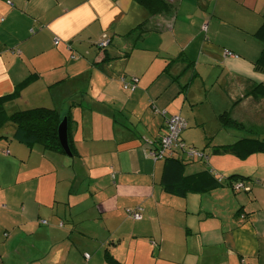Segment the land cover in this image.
I'll return each mask as SVG.
<instances>
[{"label": "crops", "instance_id": "1", "mask_svg": "<svg viewBox=\"0 0 264 264\" xmlns=\"http://www.w3.org/2000/svg\"><path fill=\"white\" fill-rule=\"evenodd\" d=\"M151 5L0 0V97L12 95L10 112L48 106L69 115L75 158L38 144L11 145L14 158L2 149L19 162L14 187L22 203L17 211L0 207L2 264L10 263L11 238L34 233L42 246L34 259L12 264H264V151L240 157L215 148L264 138V92H251L264 83L254 65L264 0ZM104 34L110 42L99 48ZM130 76L138 77L132 91L121 82ZM224 111L247 129L219 123ZM163 114L201 130L208 165L224 178L237 174L240 189L207 179L210 190L165 191L163 162L148 153ZM219 130L227 132L215 141ZM181 137L197 144L185 130ZM126 208H139L141 218Z\"/></svg>", "mask_w": 264, "mask_h": 264}, {"label": "trees", "instance_id": "2", "mask_svg": "<svg viewBox=\"0 0 264 264\" xmlns=\"http://www.w3.org/2000/svg\"><path fill=\"white\" fill-rule=\"evenodd\" d=\"M136 1L143 4L145 7L149 6L150 9L153 7L151 3L154 2V0H136ZM155 1H159V0H155ZM140 25L141 24H138L137 26ZM254 34L262 42L261 51L258 57L256 58V60L254 61V65H256L257 69L264 72V21L258 27V29L255 31ZM106 37H108L110 40V36L108 34H106ZM99 40L97 41V43L99 42ZM258 89L262 90L261 93L264 92L263 82L257 83L253 87L251 92L253 94L260 96V91ZM9 96L12 95L10 94L0 97V130L7 123H10L12 126L11 138L17 140L18 142L26 144L27 146L38 144L41 145L43 149L55 150L64 153L62 148L60 147L57 137V126L62 118L60 112L57 109L48 106H36L32 108L18 109L10 112L8 111L5 105V101L8 98H10ZM229 113H230L229 111H224L221 114H219L218 116V119L220 121L219 123H221L222 125L234 126L239 129H247V126L245 124L234 120ZM163 116H164L163 131L161 132L159 137H157V140H159V138L165 133L168 127V121L170 116H167L166 114H163ZM66 117L68 121V143L71 151L74 152V147L72 146L69 139L70 118L69 115H67ZM183 119L186 121L185 118ZM187 126L188 123L186 121L185 127L182 130H180L178 134L177 142L179 144L176 146L173 144L171 148H169V150H166L163 156L159 158L163 162L162 174H161L162 188L168 193L183 196L190 191L200 192L201 190H210L211 188H213L214 185L212 184L207 186L203 185V182L207 179H212L218 184H223L224 180L226 182L231 180L230 183L232 187L237 182H240V181L234 182L232 180L234 176H236L237 174L228 175L227 177L224 178L221 174L215 172L208 165V161H207L208 157L206 156V154L203 153L202 150H199L193 144H188L183 141L181 134L183 130L187 128ZM0 137H6V136L0 133ZM149 143H150L149 147L152 146V143H154L153 146H156L154 141L153 142L151 141ZM215 148L219 150L222 149L224 151L229 150L235 152L240 157H243L248 153H251L256 150L264 151V138L243 137L232 143L219 145L216 146ZM189 149H196L197 151H200L202 153V156H197V157L188 156L186 152ZM184 154H186V156H184ZM195 159L201 160V162L204 165V169H201L194 173L186 174L185 173L186 165L191 161H194ZM240 177L244 178V176L243 177L240 176ZM128 209L130 208H126V212ZM42 222H45V220H42ZM108 257L112 258L110 256ZM0 264H2L1 261Z\"/></svg>", "mask_w": 264, "mask_h": 264}, {"label": "rangeland", "instance_id": "3", "mask_svg": "<svg viewBox=\"0 0 264 264\" xmlns=\"http://www.w3.org/2000/svg\"><path fill=\"white\" fill-rule=\"evenodd\" d=\"M8 111H10L9 108H8ZM141 126H142V123H140V128ZM205 129L207 128L205 127ZM11 131H12V128H11L10 123H7L5 127H3L0 130V133L6 136V137H0V207L5 206L7 208L17 211L19 208H21V204H22L21 198L16 194V189L14 187L16 178L18 176L17 164H19V162L7 160L2 155L3 154L2 149H8L11 153V156L13 157L14 156L13 147H15L16 145H20V143L17 140L11 138ZM185 131L187 132L189 137L192 138L193 141H195V143L197 142V144L194 146L198 148L199 150H202L203 153L206 154V156L208 157L207 155L208 153L206 152L209 150V148H205L206 146L204 145L205 141L203 138V132L195 126L191 127V125H189V127H187ZM224 131L227 132V130L217 131L216 133L217 135H214L213 137L215 138L214 140L217 141L219 137L222 135V133H224ZM11 145L13 147H11ZM8 150H6L5 152L7 153ZM26 151L29 152L30 148L26 147ZM34 151L35 149L33 150L32 153H34ZM46 153L47 155L50 154L49 151H46ZM62 155H65V154H62ZM184 156H186V154H184ZM210 156L212 155L210 154ZM31 158L33 159V157ZM74 161H75V158L73 159L72 157H69L70 163H74ZM201 166H202L201 160L195 159L194 161H191L190 163L186 165L185 173L186 174L192 173L193 170H195V168L198 169V168H201ZM27 204H28L27 206L30 205L29 200H27ZM42 220L44 219H41L40 221L42 222ZM11 223L12 224H9V226L6 227L8 231L16 223V221L13 220ZM12 239L13 238H11L9 242H7L6 249L4 248V256H5L4 260L6 263L7 261L10 260V263L8 264H12L13 262L17 260L21 263V261L22 262L29 261L30 258L34 259V255H36L37 251L39 250V247H42L41 243L37 241L35 233L32 235L31 238H27V237L23 239L17 238L16 243L13 242ZM1 245L2 244H0V246ZM38 263L39 262H36V264Z\"/></svg>", "mask_w": 264, "mask_h": 264}, {"label": "built area", "instance_id": "4", "mask_svg": "<svg viewBox=\"0 0 264 264\" xmlns=\"http://www.w3.org/2000/svg\"><path fill=\"white\" fill-rule=\"evenodd\" d=\"M55 42H57V39H55ZM109 42H110L109 38L106 37V34H104L97 43V46L99 48H104L109 44ZM226 53L231 54L229 51H226ZM137 80H138L137 76H130L129 79H127L126 77H121L123 88L129 90H134V88L136 87ZM185 125H186V121L181 116L177 114L171 115L169 117L167 130L159 138L157 142L158 145L149 147L148 149L149 155L154 159H159L163 156L166 150H169V148H171L173 144L175 146L178 145L179 144L177 142L178 134L180 130H182L185 127ZM186 153L188 156L191 157L202 156V153L200 151H197L196 149H189ZM240 187H241V182H237L233 186L234 189H240ZM127 212L134 219L141 218V212L139 211V208L128 209ZM88 255H89L88 253H85V256L88 257Z\"/></svg>", "mask_w": 264, "mask_h": 264}, {"label": "water", "instance_id": "5", "mask_svg": "<svg viewBox=\"0 0 264 264\" xmlns=\"http://www.w3.org/2000/svg\"><path fill=\"white\" fill-rule=\"evenodd\" d=\"M57 137L65 155L71 157L73 155L68 143V121L67 117L63 116L57 126Z\"/></svg>", "mask_w": 264, "mask_h": 264}]
</instances>
